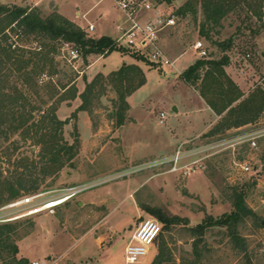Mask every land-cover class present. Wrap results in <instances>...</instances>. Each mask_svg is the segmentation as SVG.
Here are the masks:
<instances>
[{"label":"rangeland","instance_id":"374dc122","mask_svg":"<svg viewBox=\"0 0 264 264\" xmlns=\"http://www.w3.org/2000/svg\"><path fill=\"white\" fill-rule=\"evenodd\" d=\"M96 1L72 0L73 5L75 2L79 4L78 8L81 12H85ZM186 1L173 0L171 3L164 2L163 6L168 11L176 12ZM27 6L39 9L43 16L58 12L54 10L53 3L47 5L30 3ZM104 7L105 11H109L108 18L113 23L115 20L116 23L121 20L122 12L115 0H104L89 13L88 18L94 19ZM198 7V14H178L177 25L166 29L162 34L163 49L171 61L175 56L186 51L175 62L164 64L151 60L145 54L142 59H137L136 54L143 53L134 49H130L128 54L114 50L91 69V71L113 70L124 62H137L144 68L147 81L131 99L133 108L127 110L125 121L121 126L117 121L116 111L119 108L115 103L117 94L112 88L96 101L92 115L86 111L85 117L78 118L80 110L77 111V115L72 116L73 112L67 113L69 110L67 106L61 111L58 109V116L67 120L63 127L65 140L71 143L78 137L80 141L78 153L72 162L66 163L54 174L44 176L41 169L46 161H42V146L36 144L34 138L24 139L22 131L19 130L11 133L8 139L0 140V216L12 212L11 208L5 207L14 201H6L9 191L5 184L16 181L21 173L37 181L40 184L38 192H44L46 196L58 195L78 185L87 186L85 190L53 211H44L9 221L16 225L14 238L19 242L22 255L30 257L33 261L39 260L42 264H127L125 249L139 222L144 218L159 221L153 214L144 210V207H162L171 214L191 210L204 211L205 216L217 217L233 209L232 194L235 187H244L247 192V204L258 213V218L264 224V163L262 162L264 134L258 137L256 147H251L247 142H237L234 145L225 143L206 152L204 158H202L204 154L198 155L202 158L201 167L191 175L170 171L172 163L159 162L160 159L175 153L181 144H173L174 139L168 135L170 129L180 123L189 125L194 114L190 96L195 90L198 92L199 90L196 86L186 83L180 73L187 69L193 60L200 58L198 51L193 47L195 41L204 42L209 57H218L221 50L217 41L236 35L229 53L231 61L245 71V82L250 83L252 90L245 93L246 96L256 87L261 86L259 81H262L264 86V32L254 35L252 32L244 33L238 29L242 23L259 25L256 16L248 15L247 10L239 6L238 10L231 12L222 23L209 24L206 29H210V37H207L202 31L205 15L201 4ZM72 21L83 28L88 25L83 26L77 21ZM9 30L15 35V31L11 28ZM100 32L102 29L97 27L90 34L97 36ZM108 32L117 34L116 27L109 29ZM17 39L21 45L31 49L49 41L46 38H37L34 34L21 35ZM64 47L62 52L72 49L73 45L64 44ZM96 59L93 57L85 64L80 58L76 63L77 68L69 61L62 62L66 63L68 68L71 66L75 70H80L79 77L82 76L85 80L83 74H86L89 66ZM77 88L79 90L78 85ZM76 98L63 103H69V107L70 104L81 103V98L77 100ZM183 101L189 105L187 111L180 108L177 112L174 107L179 106ZM47 107L45 105L44 109ZM163 111L167 115L166 118L162 116ZM91 125L95 132H99L98 138H94V135L89 136ZM261 125L256 123L246 129H255ZM172 132L175 133V130ZM237 133L240 132L234 130L192 136L187 140L189 141L187 145L215 142L233 137ZM167 143H170L167 151L159 153L158 146ZM147 151L148 154L144 156L143 152ZM32 161L35 162L36 167L32 166ZM27 163H30L32 175L25 170L24 166ZM242 164L249 165L250 169L244 170ZM161 172L167 173L157 176L156 180L169 184L167 192L159 191L158 188L154 190L149 187L150 184L144 183L147 176ZM203 174L209 179L206 185L200 181L203 179L201 177ZM21 193L23 195L20 198L31 195L27 190H22ZM168 199L173 206L172 210L166 204ZM227 209L229 210L226 211ZM257 221V219L250 220L243 228L241 227L247 250L233 247L225 228L213 226L205 234L207 243L212 244L213 247L203 250L201 256L197 257L193 249L185 250L186 245L191 244L193 235L182 223L175 225L171 233L163 230L149 252L139 262L132 264H155L162 236L170 243L167 251L170 250L171 253L169 255L171 264H193V261H197L198 264H264V225L259 227ZM2 223L7 222L0 224ZM160 224L162 225L161 222ZM175 230L184 231L182 233L176 231V233ZM178 238L182 242L175 244ZM204 243L206 241L201 242L199 247Z\"/></svg>","mask_w":264,"mask_h":264},{"label":"trees","instance_id":"16d2710c","mask_svg":"<svg viewBox=\"0 0 264 264\" xmlns=\"http://www.w3.org/2000/svg\"><path fill=\"white\" fill-rule=\"evenodd\" d=\"M156 1L171 3L173 0ZM199 4L205 15L202 31L207 37H210V29H206L209 24L222 23L239 6L247 10L248 15L256 16L260 22L257 26L242 23L238 27L239 31L252 32L254 35L264 32V0H187L176 13L198 14ZM9 28L15 31V35ZM32 34L49 41L34 49L18 42L17 37ZM235 36L233 34L217 41L221 50L218 57H200L181 73L182 79L196 86L209 106L222 115L221 120L209 132L211 135L254 122L264 111V86L256 87L246 96L226 72ZM64 44H72L85 64L93 57L107 56L114 50L128 54L131 49L119 46L116 39L109 35L96 37L89 34L82 26L61 13L43 16L35 7L8 4L0 0V140L8 139L11 133L19 130L24 139L34 138L35 143L42 146V161H46L41 169L44 176L54 174L66 163L72 162L79 150L78 137L71 143L64 138L63 127L67 120L61 119L57 114L64 101L79 96L81 104L72 116L77 115L78 110H86L92 115L96 101L112 88L117 94L115 103L119 108L116 113L121 126L130 108L128 96L147 81L146 72L139 63H124L108 74L98 73L79 92L76 80L80 70L63 64L62 61L68 63L62 52ZM136 55L137 59L144 57V54ZM45 105L48 106L47 109H44ZM262 162L264 163V152ZM31 164L36 167L35 162L32 161ZM24 167L30 175L33 174L30 163ZM31 180L21 173L16 181L6 183L5 187L9 191L6 201L20 198L22 190H27L30 194L39 193L40 184ZM246 194L244 187L233 188V209L217 217L207 215L196 225H189L186 217L171 214L162 207H144V210L159 219L162 232H171L175 225L184 223L190 234L195 236L193 252L197 257L206 249V244L203 247H199V244L205 240L206 232L213 226L225 228L233 247L247 250L241 227L256 219L259 227L264 224L258 218V213L247 204ZM15 232L16 225L11 222L0 224V264H32L30 257L20 253L19 242L14 238ZM168 248L169 245L162 236L155 264H171ZM193 264L198 263L193 261Z\"/></svg>","mask_w":264,"mask_h":264},{"label":"built area","instance_id":"2783aa9c","mask_svg":"<svg viewBox=\"0 0 264 264\" xmlns=\"http://www.w3.org/2000/svg\"><path fill=\"white\" fill-rule=\"evenodd\" d=\"M115 2L123 12V17L117 24L119 31L116 38L117 44L140 51L153 61L163 62L164 64L173 63L174 61L168 58L163 49L162 34L166 29L177 25L179 15L164 8V2H157L156 0H115ZM84 29L90 34L95 29V25L88 22L87 27ZM193 47L198 51L200 57L209 56L207 46L202 40L195 41ZM64 54L68 61L77 68L76 63L80 59L78 50L73 47L68 51H64ZM162 116L166 118L164 111ZM161 122L163 123L164 120ZM239 132L233 137L201 145L193 146L187 145L189 141L182 142L175 153L160 159L159 162L172 163L170 171H179L184 175H191L201 167V159L207 155L205 153L218 145L225 143L234 145L237 142H247L251 147H256L258 137L264 134V126ZM200 154H204L202 158L198 157ZM241 166L244 170L250 169L249 165L242 164ZM86 188V185H78L70 187L58 195L46 196L44 192H39L16 199L5 207L11 208L12 212L1 215L0 223L36 215L44 211H53ZM161 232L162 225L158 220L153 218L141 220L125 249L127 264L139 262L149 252L150 247L155 244ZM32 264L42 263L35 260Z\"/></svg>","mask_w":264,"mask_h":264},{"label":"crops","instance_id":"0c3cea01","mask_svg":"<svg viewBox=\"0 0 264 264\" xmlns=\"http://www.w3.org/2000/svg\"><path fill=\"white\" fill-rule=\"evenodd\" d=\"M104 0H97L92 6H90L85 12H81V10H79V4L77 2H75V5H73V2L72 0H50V1H47V0H7L6 2H3V3H8V4H18V5H22V6H27L28 4L30 3H33V4H43V5H47L48 3H53V8L54 10H57L58 12H60L61 14H63L64 16H66L67 18L71 19V20H74V21H77L79 23H81L83 26L88 24V22H92L94 25H95V29H97V27H99L100 29H102V32L100 33H97V36L96 37H99V36H102V35H109L113 38H116L118 37L119 35V31L117 29V23H116V20L114 21H111L110 18H108V12L107 10L105 11V7L102 8L101 11H99V13L94 17V19H89L88 16H89V13L94 9L96 8V6H98L99 4H101ZM47 3V4H46ZM122 12V11H121ZM110 14V13H109ZM120 19H122L123 17V12L122 14H120ZM97 21V23L95 22ZM83 22V23H82ZM113 27H116V30H117V34H112L109 31V29H112ZM108 29V30H106ZM184 52H181L180 54H178L177 56H175L173 58V61L175 62L176 59L180 56H182ZM106 56H100L98 57L88 68V70L86 71V74L84 73L83 75H85V80L82 79V76L78 78V87H79V92H82L85 87H86V83L88 81H90L98 72H102L103 74H108L109 72H111L112 70H101V69H96L95 71H91V69L96 65V63L98 61H100L101 59L105 58ZM197 59V58H196ZM195 59V60H196ZM195 60H193L192 63L195 62ZM124 63H128V62H124ZM123 63V64H124ZM129 63H133V62H129ZM190 64V65H191ZM121 66V65H120ZM119 66V67H120ZM119 67H117L116 69H118ZM226 69V72L228 73V75L241 87V89L247 94L250 92V83L249 82H245V71L243 69H240L239 66L230 61V63L225 67ZM115 70V69H113ZM184 71V70H183ZM181 71V73L183 72ZM180 73V74H181ZM83 81H82V80ZM259 84H261V86H263V82L262 81H259ZM138 90H136L135 92H133L130 96H128V102L130 104V107L131 109L133 108V105L131 103V99L133 98V96L137 93ZM79 97L76 98V100L78 99ZM190 101L193 103L192 104V110L194 112L193 114V117L191 118V121L189 123V125H182V123H180V125H176L174 128L170 129L169 131V134L171 139H174V143L175 145H177L178 143H182V142H185L187 141L188 139H190L192 136H197V135H203V134H207L209 133L213 128L214 126L221 120L222 118V115H219L217 114L210 106L209 104L206 102V100L200 95V93L198 91L195 90V92H193V95L190 96ZM81 103H78V104H74V105H71L70 104V107H69V103L66 104L65 103H62L60 105V108L59 110L61 111L62 109H64L65 106L68 107V111L67 113H72L74 112V108H78L79 105ZM188 106L186 102H181V104H179V106L177 105V109L176 111L179 112L180 111V108H182L183 110L187 111L188 109ZM165 112V111H164ZM70 114L68 116H70ZM67 116V117H68ZM81 116H86V110H80L79 113H78V118H80ZM167 116V115H166ZM66 117V116H65ZM262 124L261 126H264V111L260 114L259 118L254 121V122H250V123H247L243 126H240V127H232L230 129H227L226 132H231V131H234V130H243V129H246L248 126L250 125H253V124ZM92 124V123H91ZM175 130V133H173L172 131ZM99 132H95L93 130V127L91 125V127L89 128V136L91 137L92 135H94V138H98ZM84 138V137H83ZM160 145V144H158ZM170 146V143H167L166 145H162V146H158V151L159 153H163L165 151H167L166 149ZM149 150V149H148ZM165 150V151H164ZM145 151V150H143ZM101 152H103V149H101ZM144 156L145 154H148V151L147 152H143ZM167 172H161V173H158L156 175H153V176H147L144 180V183H148L150 184L149 187H151L152 189L156 190L155 188H158L159 191H166L169 189V184H167V182H164L162 183L163 181H159V180H156L157 176H160V175H163V174H166ZM201 177L203 179H200V181L206 185L208 182H209V179L208 177H206V175H201ZM164 184V185H162ZM130 195V193H129ZM166 204L167 206L169 207L170 210L173 209V206L171 205L169 199L166 201ZM232 209V208H231ZM230 209V210H231ZM229 209H227L226 211H228ZM176 213V212H175ZM174 213V214H175ZM210 213V212H209ZM173 214V213H172ZM177 214V213H176ZM177 215H180V216H183V217H186L188 220H189V223H191L192 225H195V224H198L200 222H202L205 218V212H193L192 210L190 212H181ZM177 230H175L176 232ZM184 230H178L177 232H180L182 233ZM173 232V231H171ZM170 232V233H171ZM176 232V233H177ZM207 238V237H206ZM194 240H195V236H193L191 238V244H187L186 247H185V250H190L193 249V243H194ZM177 244V242H182V240L180 238H178V240L176 239L175 240ZM206 241V243L202 244L201 246L203 247L205 244H206V249L209 250L213 247L212 244H209L207 243L208 242V239H205L204 242ZM167 242V241H166ZM169 247H170V243L167 242ZM179 247V246H178ZM180 248H183V247H180ZM159 251H160V247H159ZM158 251V253H159Z\"/></svg>","mask_w":264,"mask_h":264},{"label":"water","instance_id":"95a60500","mask_svg":"<svg viewBox=\"0 0 264 264\" xmlns=\"http://www.w3.org/2000/svg\"><path fill=\"white\" fill-rule=\"evenodd\" d=\"M175 109H177V107H174Z\"/></svg>","mask_w":264,"mask_h":264}]
</instances>
